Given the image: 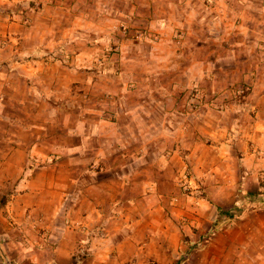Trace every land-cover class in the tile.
<instances>
[{"label":"rangeland","instance_id":"1","mask_svg":"<svg viewBox=\"0 0 264 264\" xmlns=\"http://www.w3.org/2000/svg\"><path fill=\"white\" fill-rule=\"evenodd\" d=\"M169 1L173 6L168 0H84L83 11L91 20L105 23L104 27L79 28L66 39L47 34L41 46L43 56L36 60L72 68L80 65L76 55L81 51L85 63H90L89 69L110 77L108 82L97 81L100 88L80 89L82 99L53 98L48 103L52 109L44 112V119L51 122L46 137L61 139L45 149L52 163L78 150L73 154L77 163L72 173L82 172L78 185L83 187L95 179L116 180L118 174H133L141 168L145 169L142 175L147 183L155 167L157 171L164 167L158 161L165 157L172 191L161 201L169 208L163 211V217L173 221L171 232L177 240L173 243L162 237L166 241L159 243L173 255L172 264H192L203 241L184 234L182 225L192 227L201 222L204 216L199 211L204 210L208 216L216 205L232 220L251 212L249 216H264L263 211H257L264 205V193H256L264 191V0L244 2L249 10L236 19L211 11L210 0H192L199 9L195 17L185 16L183 0ZM231 1L245 8L240 0ZM55 3L21 1L10 8L0 5V11L24 14L26 26L41 24L40 18L48 24L47 29H55L66 25L69 16L60 10L51 16L48 8ZM44 14L46 17H36ZM229 22L232 29L238 25L236 29H248V33L241 38V32H228ZM163 36L173 40L174 49L165 52L159 47L160 54L171 58V65L161 66L159 71L150 49ZM243 40L252 43L245 55ZM141 74L151 77L145 79L144 86L139 83ZM1 97L4 102L3 93ZM61 104L79 108L78 114L59 113L65 111ZM139 104L142 107L136 108ZM101 117L104 124L99 128ZM146 183L131 189L129 199L135 192L139 196L136 201H149L153 186ZM76 196L73 200L78 204L81 194ZM118 196L117 204L110 207L116 212L122 207L121 201L130 204L124 202L127 194ZM199 200L211 204L206 202L205 206ZM77 206L75 216L70 211L61 219L73 228L76 237L73 256L78 264H86L110 230L89 220L84 204ZM143 212H137L134 218L147 219ZM45 219L39 213L36 222L42 224ZM138 239L139 244L150 240L148 236ZM153 245H157L156 240ZM0 264H12L1 240Z\"/></svg>","mask_w":264,"mask_h":264},{"label":"crops","instance_id":"2","mask_svg":"<svg viewBox=\"0 0 264 264\" xmlns=\"http://www.w3.org/2000/svg\"><path fill=\"white\" fill-rule=\"evenodd\" d=\"M21 1L30 0H0V5L6 4L4 6L10 8ZM183 1L185 16L195 17L199 14L198 6L192 0ZM246 1L240 0L241 7H249L244 4ZM209 2L210 10L220 17L230 15L236 19L249 10L240 8L231 0ZM83 3L84 0H56L54 5L49 6L51 16L56 10L69 15L66 25L56 26L55 29H47L48 24L42 23L44 20L40 18L41 24L36 22L34 27L26 26L24 14L0 11V240L6 244L12 264H78L73 256L76 246L73 228L64 224L61 216L70 211L75 216L79 208L77 205L82 203L88 210L86 217L89 220L102 223L110 230L109 237L87 257L86 264H172L173 255L165 252L159 243L161 240L166 241L162 237L169 238L173 243L177 240L171 232L173 221L163 217V211L169 208L161 201L164 195L167 198L172 191L171 182L166 177L170 165L165 157L161 156L158 161L164 167H158V171L155 167L156 171L151 172V180L146 179L147 183L142 175L145 169L141 168L135 169L133 174H118L116 180L95 179L79 187L78 180L82 172L72 173L73 165L77 163L74 162L77 160L73 154L78 150L72 152V159L69 154L55 161V164L45 152L47 144L55 145L56 140L61 141L60 138L46 137V128L51 126V122L44 119V112L52 109L48 103H52L53 98L61 101L67 97L73 101L82 99L83 92L80 89L100 88L97 81L110 80L106 73L89 69L90 63H85L81 51L76 55V63L80 61V65L72 68L54 61L40 63L36 60L43 56L44 49L41 46H44L47 34L49 37L58 34L56 37L66 39L72 37L79 28L92 30V26L104 27L105 23L89 18L88 13L81 8ZM168 4L173 6V1L168 0ZM39 16L46 17V14L36 17ZM228 24L227 31L241 32V38L248 33V29H236L238 25L232 29V23ZM98 30L106 32L108 29ZM243 43L247 46L242 49L245 55L252 43H245V40ZM153 45L150 49L152 62L155 61V68L159 67L161 71V66L171 65V58L167 54H160L159 47L165 48L166 52L174 49V43L171 38L163 36ZM35 62L38 63L36 67ZM139 77V83L143 86L145 79L151 78L147 74ZM1 93L4 94V102ZM143 94L142 91L141 96ZM14 99L13 103L11 100ZM61 107L65 111L59 113L78 114L77 107L62 104ZM141 107L142 104H139L136 108ZM29 115H32L31 120ZM18 116L21 120H17ZM103 122L104 118H99V128ZM107 123L116 126L112 121ZM145 183L153 186L149 201H136L139 196L136 197L134 191L130 200L129 191L140 185L145 186ZM112 189L116 192L113 193ZM121 192L128 195L124 197V202L130 204L125 205L121 201L122 207L117 209V213L116 208L110 207L117 204L120 199L118 193ZM78 193L81 198L77 204L73 199ZM109 199L112 201L107 203ZM199 202L205 206L206 202L210 203L204 200ZM211 209V215L208 216L204 210L199 211L204 217L197 225H182L184 234L198 241L201 239L204 245L191 263L264 264V216L255 218L249 216L251 212L232 220L226 218L218 206L213 205ZM260 210L263 214L264 205L257 211ZM142 211H145L143 214L147 219L134 218L137 212ZM257 211L255 213L260 214ZM39 213L46 218L42 224L36 222ZM8 215L12 218L9 219ZM226 221L230 223L227 225ZM162 226L164 231L160 233ZM141 236H148L150 240L139 244L138 238ZM154 240L157 241L155 246Z\"/></svg>","mask_w":264,"mask_h":264},{"label":"trees","instance_id":"3","mask_svg":"<svg viewBox=\"0 0 264 264\" xmlns=\"http://www.w3.org/2000/svg\"><path fill=\"white\" fill-rule=\"evenodd\" d=\"M257 194L264 193V191H256Z\"/></svg>","mask_w":264,"mask_h":264},{"label":"built area","instance_id":"4","mask_svg":"<svg viewBox=\"0 0 264 264\" xmlns=\"http://www.w3.org/2000/svg\"><path fill=\"white\" fill-rule=\"evenodd\" d=\"M213 234V233H212Z\"/></svg>","mask_w":264,"mask_h":264}]
</instances>
